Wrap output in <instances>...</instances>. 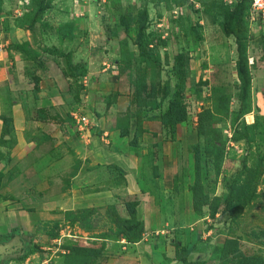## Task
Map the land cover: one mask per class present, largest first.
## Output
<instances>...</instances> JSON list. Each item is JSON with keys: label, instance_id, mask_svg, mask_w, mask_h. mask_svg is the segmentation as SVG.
I'll return each instance as SVG.
<instances>
[{"label": "rangeland", "instance_id": "1", "mask_svg": "<svg viewBox=\"0 0 264 264\" xmlns=\"http://www.w3.org/2000/svg\"><path fill=\"white\" fill-rule=\"evenodd\" d=\"M237 1L0 0V264H264V24L246 23L242 114ZM14 112L41 154L6 144ZM136 200L129 242L106 208Z\"/></svg>", "mask_w": 264, "mask_h": 264}, {"label": "trees", "instance_id": "2", "mask_svg": "<svg viewBox=\"0 0 264 264\" xmlns=\"http://www.w3.org/2000/svg\"><path fill=\"white\" fill-rule=\"evenodd\" d=\"M251 0L247 1V4L245 7H243V4L241 0L236 2V5L234 9L225 17V20L222 22V31L225 35H233L235 37L236 42V50H237V59L235 61V69L236 74L239 79V95L238 100L239 108L238 112H241L242 114H245L250 109H247L245 102L248 96L250 95V85H251V73L249 71V67L247 64V53H246V42L245 39L247 38V25L248 24V14L250 9ZM43 9L36 14L38 16ZM243 16L245 18V21L243 19ZM34 25V24H33ZM33 25L29 26L27 25V29L32 30ZM26 45V47H29V42L25 41L22 43H19L20 51H27L25 48H23ZM23 46V47H21ZM34 56H32L33 58ZM3 121V118H1ZM252 126L255 125L254 123L251 124ZM5 133L4 135H6ZM6 144L10 142L9 139H6ZM250 190V189H249ZM254 192L250 190L249 194L245 197H242L240 201H235L233 203V199L231 197V193H229V196L225 202L226 209L229 211H232L233 208L241 209L246 204V200L253 195ZM138 205V201H132L131 207L129 209V217H123L118 213L116 208L113 205H109L106 208V213L109 215L111 220L116 224L119 231L122 234V237L125 238L129 242H136L139 241L142 238L143 232H144V221L143 219H140L136 215V206ZM90 208L85 209H78L76 211L74 210H67L65 211V216L67 220H76V213L77 212H86ZM1 235V234H0ZM179 256V253H176V256ZM181 261L185 260V257L183 254L178 258Z\"/></svg>", "mask_w": 264, "mask_h": 264}, {"label": "crops", "instance_id": "3", "mask_svg": "<svg viewBox=\"0 0 264 264\" xmlns=\"http://www.w3.org/2000/svg\"><path fill=\"white\" fill-rule=\"evenodd\" d=\"M26 29V31L28 32V34H32V31L31 30H29V29H27V28H25ZM74 36H72V37H68V38H65V39H72ZM27 40H28V42L31 44V43H33V41H32V36H31V38L30 37H27L26 38ZM31 41V42H30ZM31 46H32V44H31ZM3 50L2 49H0V60H4V57H3ZM74 54H77L76 52L74 53V52H72V57H74ZM76 56V55H75ZM84 57H86V52H84ZM8 81H10V83H15L14 82V79H13V77H10V79L8 78ZM42 81V80H41ZM41 81H40V83H41ZM41 86V85H40ZM16 114V112H14V114H13V118H12V123H13V126H14V128H15V135L13 134V138H12V141L10 140V146H11V150H20V152L22 153V154H24V155H31L32 153H34V151H38L37 153H42L43 152V149H44V145L43 144H38V145H36V144H33L32 143V140L30 139L29 140V136L27 135V133L25 132V129H23V127L21 128V129H17L18 128V126H17V122H16V120L18 119V116L17 115H15ZM15 115V116H14ZM104 120H105V118H103ZM23 123V120H19V123ZM2 128H3V121H2V119H1V116H0V134H1V132H2ZM25 128V127H24ZM106 132H104V134H105ZM43 135V134H42ZM53 136H56V134L55 135H53ZM52 138L54 139V137H51V139L50 140H48V141H51L52 140ZM42 139H43V137H42ZM101 139L102 140H105L103 137H101ZM55 140V139H54ZM112 140H114V142H113V144H112V147H111V149L107 152V154H108V156H109V158L111 159V160H113V162L114 163H117L118 164V160H120V162H121V158H120V155L115 151V149H113V147L115 146V144L116 143H120V141H119V137H117L116 135H114V136H112ZM76 142H78L77 141V139H76ZM43 143V142H42ZM6 148H7V146H5ZM75 148H77V150H78V146L76 145L75 146ZM107 151V150H106ZM36 153V154H37ZM115 160H117V161H115ZM20 175V174H19ZM18 175V176H19ZM79 194H83V192L81 191ZM80 197V196H79ZM79 197H77L78 199H76V201H74V200H71V201H74V202H76L77 203V205L76 206H79L78 204H80V203H84V201L83 200H79L80 198ZM140 205L142 204V202H140L139 203ZM139 204H138V206H139ZM73 208H75V207H73ZM68 210H70V208L68 209ZM138 214H139V209H138ZM139 217V216H138ZM163 248V250H164V247H162ZM159 250V251H158ZM155 253H153L152 254V256H154L155 258H154V260H156V262L157 263H159L160 262V257H161V259H163L164 260V255L162 254V249H158ZM205 251H203V250H201V251H198V253H204ZM166 256H169V255H166ZM151 257V255H149V258ZM152 259V258H151Z\"/></svg>", "mask_w": 264, "mask_h": 264}, {"label": "built area", "instance_id": "4", "mask_svg": "<svg viewBox=\"0 0 264 264\" xmlns=\"http://www.w3.org/2000/svg\"><path fill=\"white\" fill-rule=\"evenodd\" d=\"M249 20H256L259 23L264 24V0H251L249 14ZM0 49H2L0 45ZM75 120L78 129L82 132L84 129H88L90 121L86 115L75 116Z\"/></svg>", "mask_w": 264, "mask_h": 264}, {"label": "water", "instance_id": "5", "mask_svg": "<svg viewBox=\"0 0 264 264\" xmlns=\"http://www.w3.org/2000/svg\"><path fill=\"white\" fill-rule=\"evenodd\" d=\"M8 137V136H7Z\"/></svg>", "mask_w": 264, "mask_h": 264}]
</instances>
